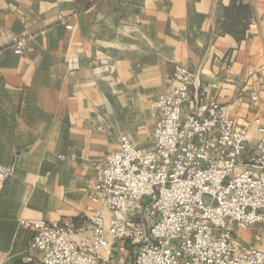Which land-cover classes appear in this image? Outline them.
I'll list each match as a JSON object with an SVG mask.
<instances>
[{
	"label": "crops",
	"instance_id": "0c3cea01",
	"mask_svg": "<svg viewBox=\"0 0 264 264\" xmlns=\"http://www.w3.org/2000/svg\"><path fill=\"white\" fill-rule=\"evenodd\" d=\"M176 64L227 106L253 148L264 127V0H0V166L10 172L0 264H22L33 231L21 218L70 222L71 238L90 243L91 216L109 215L89 195L95 166L120 135L152 147L151 104ZM237 235L264 247L248 230ZM118 245L99 259L115 260ZM126 247L134 264L137 247Z\"/></svg>",
	"mask_w": 264,
	"mask_h": 264
},
{
	"label": "built area",
	"instance_id": "2783aa9c",
	"mask_svg": "<svg viewBox=\"0 0 264 264\" xmlns=\"http://www.w3.org/2000/svg\"><path fill=\"white\" fill-rule=\"evenodd\" d=\"M25 45L17 38L14 53ZM151 112V148L120 135L118 148L95 166L89 195L109 215L91 216L90 243L71 238L70 222L21 218L33 231L22 264H126L127 241L137 247L134 264H264V248H246L237 236L248 230L264 243V127L250 147L227 106L182 64ZM9 175L0 166V191ZM114 242L116 259L100 260V249Z\"/></svg>",
	"mask_w": 264,
	"mask_h": 264
},
{
	"label": "rangeland",
	"instance_id": "374dc122",
	"mask_svg": "<svg viewBox=\"0 0 264 264\" xmlns=\"http://www.w3.org/2000/svg\"><path fill=\"white\" fill-rule=\"evenodd\" d=\"M238 236V235H237ZM238 238L243 242L244 241V238L242 237V235L241 236H238ZM262 248H264V247H262Z\"/></svg>",
	"mask_w": 264,
	"mask_h": 264
}]
</instances>
